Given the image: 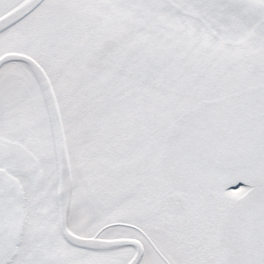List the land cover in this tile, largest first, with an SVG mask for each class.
<instances>
[{
	"label": "snow or ice",
	"instance_id": "6c2138e0",
	"mask_svg": "<svg viewBox=\"0 0 264 264\" xmlns=\"http://www.w3.org/2000/svg\"><path fill=\"white\" fill-rule=\"evenodd\" d=\"M0 264H264V0H0Z\"/></svg>",
	"mask_w": 264,
	"mask_h": 264
}]
</instances>
